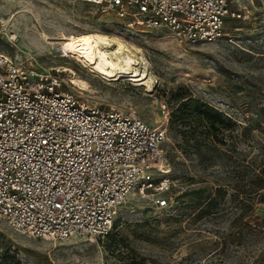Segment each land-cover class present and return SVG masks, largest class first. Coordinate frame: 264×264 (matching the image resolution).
Returning a JSON list of instances; mask_svg holds the SVG:
<instances>
[{
	"label": "rangeland",
	"instance_id": "1",
	"mask_svg": "<svg viewBox=\"0 0 264 264\" xmlns=\"http://www.w3.org/2000/svg\"><path fill=\"white\" fill-rule=\"evenodd\" d=\"M231 7L246 18L227 17L214 41L187 43L84 1L0 0V19L15 35L13 43L0 41V51L57 72L64 89L84 99L131 108L162 127L171 179L168 207L154 210L145 194H131L104 237L33 238L0 218V264H264V202L250 195L247 207L242 177L245 166L251 171L264 163V0H231ZM86 32L118 37L135 49L147 83L102 78L65 53L61 36ZM63 67L87 81L88 90L73 87ZM183 96L220 113V142L198 120L169 126ZM208 196L216 199L209 208Z\"/></svg>",
	"mask_w": 264,
	"mask_h": 264
},
{
	"label": "built area",
	"instance_id": "2",
	"mask_svg": "<svg viewBox=\"0 0 264 264\" xmlns=\"http://www.w3.org/2000/svg\"><path fill=\"white\" fill-rule=\"evenodd\" d=\"M77 1L187 43L214 41L227 17L246 18L231 0ZM2 40L15 35L0 19ZM164 137L135 110L84 99L64 89L57 72L0 51V218L14 231L45 240L104 237L131 194H145L154 210L168 207Z\"/></svg>",
	"mask_w": 264,
	"mask_h": 264
},
{
	"label": "bare ground",
	"instance_id": "3",
	"mask_svg": "<svg viewBox=\"0 0 264 264\" xmlns=\"http://www.w3.org/2000/svg\"><path fill=\"white\" fill-rule=\"evenodd\" d=\"M61 39L65 53L96 75L105 79L123 77L138 84L147 83L145 69L138 67L142 58L122 39L99 32L63 35ZM63 70L70 74L69 83L73 87L88 90L89 83L78 77L74 70L68 67H63Z\"/></svg>",
	"mask_w": 264,
	"mask_h": 264
},
{
	"label": "trees",
	"instance_id": "4",
	"mask_svg": "<svg viewBox=\"0 0 264 264\" xmlns=\"http://www.w3.org/2000/svg\"><path fill=\"white\" fill-rule=\"evenodd\" d=\"M219 116L220 113L213 107L202 103L198 99L183 96L177 101L176 107L170 112L168 123L171 127H183L189 120L201 121L203 127L207 130V134L214 142L218 143L220 142L218 135L222 131L223 126ZM178 132L185 137L186 130H180V128H178ZM249 168V165L245 166L242 177L245 179L243 185L248 190V202L246 205L247 207H252L253 202L249 201L251 199L249 198L250 195H253V201L264 202V163L258 167H252V172ZM220 190L221 188L216 189L218 193ZM191 193L195 195L198 191H193ZM215 203V197H206L205 205L207 208L214 206Z\"/></svg>",
	"mask_w": 264,
	"mask_h": 264
}]
</instances>
